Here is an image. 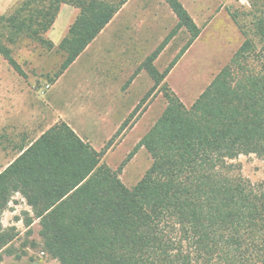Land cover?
Returning <instances> with one entry per match:
<instances>
[{"label": "trees", "instance_id": "obj_1", "mask_svg": "<svg viewBox=\"0 0 264 264\" xmlns=\"http://www.w3.org/2000/svg\"><path fill=\"white\" fill-rule=\"evenodd\" d=\"M127 0H17L0 14V56L21 77L13 54L21 40L51 50L45 34L61 4L82 15L56 46L63 60L53 82L97 36ZM174 26L133 73L144 69L153 84L114 136L125 129L142 102L159 87L165 107L113 170L100 149L58 120L0 171V259L14 238L1 216L15 194L38 219L43 248L60 264H264V183L244 177L232 160L254 154L264 160V21L245 37L229 61L189 105L164 82L200 28L179 0H164ZM187 40L159 71L153 61L181 30ZM130 81V80H128ZM144 147L151 163L132 187L119 172Z\"/></svg>", "mask_w": 264, "mask_h": 264}, {"label": "rangeland", "instance_id": "obj_2", "mask_svg": "<svg viewBox=\"0 0 264 264\" xmlns=\"http://www.w3.org/2000/svg\"><path fill=\"white\" fill-rule=\"evenodd\" d=\"M16 1L12 0V5ZM181 1L190 10L200 33L166 75L164 82L189 106L229 61L245 37L249 36L258 45L254 28L257 21H264V0ZM75 14L71 17V12L65 11L56 22L68 23L69 30L71 21L74 23L82 16L80 11ZM175 22L174 14L163 0H132L129 7L113 18L71 66L69 112L55 110L59 107L58 98L68 97V94H53L51 82L46 77L60 66L63 60L60 51L55 48L47 50L35 41L21 40L14 46L13 54L26 71V78L18 75L0 56V170L41 131L63 118L95 149L100 150L153 84L145 70H141L129 83L127 66L132 63L135 69L133 66L146 58ZM122 23H127L129 28L134 27V30L119 28ZM131 32L134 38L138 37V47L127 44L126 39L131 36L126 35H131ZM147 32L151 37L143 41ZM186 40L187 33L183 29L169 40L155 60L159 71L169 64ZM131 56L134 60L128 62ZM108 73L116 77L108 93L103 94L101 76ZM61 106L66 107L65 100ZM164 107L165 99L157 87L142 102L134 117L128 120L125 129L113 137L112 144L101 157V163L113 170L118 169ZM232 162L251 182L264 183L263 159L254 154H241ZM150 163L149 153L140 147L119 172L121 181L132 187ZM27 210L29 207L25 201L15 194L3 211L2 226H13L15 235L4 247L0 264H60L42 246L38 219L29 226L25 225L24 211Z\"/></svg>", "mask_w": 264, "mask_h": 264}, {"label": "crops", "instance_id": "obj_3", "mask_svg": "<svg viewBox=\"0 0 264 264\" xmlns=\"http://www.w3.org/2000/svg\"><path fill=\"white\" fill-rule=\"evenodd\" d=\"M132 0H127L122 6H121V8L115 13V15L112 17V19L109 21V23H107L106 24V26L103 28V29H101V31L97 34V35H99L100 33H102L103 31H104V29L111 23V21L113 20V18L115 17V16H117L118 14H120V13H123V11H125L128 7H129V5H130V2H131ZM164 1V0H163ZM183 5H184V7L186 8V10L188 11V13L190 14V16L192 17V15H191V12H190V10L185 6V4L181 1V0H179ZM165 2V1H164ZM2 3H3V7H2V10H0V13H4V12H6L5 10L8 8V7H10L11 5H12V0H3L2 1ZM169 7V6H168ZM170 9V8H169ZM171 10V9H170ZM71 12V17L73 16V14H75V12L77 13V11H79V9L78 8H76V7H74V6H71V5H68V4H61L60 5V8H59V11H58V13H57V15H56V18H55V20H54V22H53V24H52V26L49 28V30L46 32V37L49 39V40H51L52 41V43L54 44V47H53V49L55 48L56 49V46L59 44V42L61 41V39L66 35V32H67V30H68V27H69V24L68 23H58V22H56L57 21V18H58V16L59 15H61L63 12ZM171 12H172V10H171ZM173 13V12H172ZM174 14V13H173ZM76 15V14H75ZM175 16V15H174ZM175 19H176V17H175ZM192 19L194 20V18L192 17ZM194 22L196 23V21L194 20ZM73 23H72V21H71V25H72ZM197 24V23H196ZM134 25V24H133ZM198 25V24H197ZM119 28H121V29H123V30H130V31H133L134 30V27H130L129 28V26H127V23H122V24H119V26H118ZM199 27V26H198ZM200 28V27H199ZM144 30H146V29H144ZM131 35H126V37H130V38H127L126 39V41L128 42L127 44L129 45V46H131V47H138L139 46V43H138V37L137 38H134V34L131 32L130 33ZM97 37V36H96ZM96 37L83 49V51H81V53L75 58V60L72 62V63H70V65L59 75V77L58 78H56V80H54L53 82H51L50 84H51V89H53L52 90V93L53 94H57V95H67L68 94V97L66 96L65 98H63V97H59L58 98V100H57V105H59V107H57L55 110L56 111H65V112H69V111H71V66L72 65H74V63H76L77 61H78V59L81 57V55L83 54V53H85V51L87 50V48L91 45V43L96 39ZM151 37V35H150V33H146L145 34V36H144V39H143V41H148L149 40V38ZM162 41V40H161ZM160 41V42H161ZM159 42V43H160ZM168 44V43H167ZM166 44V45H167ZM165 48V47H164ZM155 49V48H154ZM153 49V50H154ZM52 50V49H51ZM152 50V51H153ZM151 53V52H150ZM149 53V54H150ZM148 54V55H149ZM147 55V56H148ZM146 56V57H147ZM128 60V62H133V56H131V58H129V59H127ZM155 60H156V58L154 59V61H153V64L155 65ZM143 62V61H142ZM141 62V63H142ZM141 63H138L137 65H135V66H133V67H135V69H133L132 68V63L131 64H129L128 66H127V72H128V80H130V81H128L129 83L132 81V80H134V79H136V77H137V75H138V73L141 71V70H144V69H140L135 75H133V73L136 71V69L140 66V64ZM156 66V65H155ZM133 71V72H132ZM147 73V72H146ZM149 76V75H148ZM115 75L114 74H111V73H108V75L106 74V75H102L101 76V79H102V81H103V85L101 86V89H103V91H101L103 94H107L108 93V91L110 90V86H111V84H112V81H113V79H115ZM120 77H122L123 78V76H120ZM117 79V78H116ZM113 87H114V85H113ZM112 87V88H113ZM56 88H58V89H56ZM56 98V97H55ZM57 99V98H56ZM62 100H65L66 101V107L65 108H62V106H61V103H62ZM135 108V107H134ZM61 120H63V121H65V122H67L70 126H71V123H69L67 120H65L64 118L63 119H61ZM54 124V123H53ZM52 125V124H51ZM51 125H49L47 128H45L43 131H45L46 129H48ZM72 127V126H71ZM73 128V127H72ZM74 129V128H73ZM75 130V129H74ZM43 131H41L40 132V134L43 132ZM76 131V130H75ZM39 134V135H40ZM38 135V136H39ZM37 136V137H38ZM81 136V135H80ZM36 137V138H37ZM82 137V136H81ZM36 138H34V139H36ZM33 139V140H34ZM32 140V141H33ZM32 141H30V143L32 142ZM29 143V144H30ZM28 144V145H29ZM28 145H26V146H28ZM26 146L25 147H23L22 149H24V148H26ZM21 149V150H22ZM21 150L19 151V153L21 152ZM18 153V154H19ZM17 154V155H18ZM16 155V156H17ZM15 156V157H16ZM14 157V158H15ZM13 158V159H14ZM13 159H11L9 162H7L3 167H2V169L1 170H3ZM0 170V171H1ZM2 223V222H1Z\"/></svg>", "mask_w": 264, "mask_h": 264}]
</instances>
